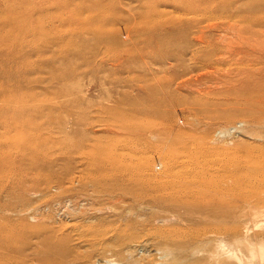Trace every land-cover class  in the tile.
I'll return each instance as SVG.
<instances>
[{
    "label": "rangeland",
    "instance_id": "obj_1",
    "mask_svg": "<svg viewBox=\"0 0 264 264\" xmlns=\"http://www.w3.org/2000/svg\"><path fill=\"white\" fill-rule=\"evenodd\" d=\"M170 2L0 0V236L22 231L15 247L22 245L28 264H51L58 256L43 245L48 232L39 227L80 217L67 218L59 208L82 193L78 183L70 189L72 180L99 181L93 159L110 169L115 159L134 166L128 155L134 153L145 154L149 164L166 146L185 156L218 152L252 172L245 184L264 185V76L178 91L174 82L181 78L168 84L178 74H205L207 68L195 66L182 75L195 62L216 59L227 40L256 43L251 55L264 68V0ZM137 125L155 138H138ZM258 218L261 226L239 241L224 236L231 264H264V253L256 254L264 251V212ZM0 243L4 264L18 260L5 239ZM70 244L78 253L88 248Z\"/></svg>",
    "mask_w": 264,
    "mask_h": 264
},
{
    "label": "bare ground",
    "instance_id": "obj_2",
    "mask_svg": "<svg viewBox=\"0 0 264 264\" xmlns=\"http://www.w3.org/2000/svg\"><path fill=\"white\" fill-rule=\"evenodd\" d=\"M198 33L196 40L203 43V33L201 30ZM258 48L256 43L249 41L232 43L227 40L225 50L216 59L201 66L195 62L182 73L184 76L191 75L196 66L207 68L205 74L187 76L185 79L178 74L173 81L168 80L169 88L173 87L177 77L182 79L174 82L177 91L206 82L214 85L223 78H228L231 85L246 83L254 77V80H258L260 75L264 76V68L260 66L261 60L251 55ZM246 58L249 61L244 65ZM228 59L233 61L228 62ZM164 125L162 123L160 128L164 129ZM137 126L134 135L138 134V138L145 140L152 139V135L147 136L141 125ZM146 128L149 129V126ZM125 129L130 133L133 128ZM163 135L167 137V134ZM102 153L111 152L105 150ZM178 153L166 146V149L151 157L149 164L143 153L128 154L136 160L134 166L121 167L118 159H115L111 161L113 166L110 169L102 165L103 160L93 159L95 167L91 168L98 170L99 181L81 184L78 179L72 180L70 189L73 188L71 190L74 192L73 185L78 183L82 193L74 192L59 208L67 218L71 214L75 215V212L80 217L75 220L70 218V225L39 227L45 233L48 232L42 240L43 245H51L58 253L57 257L48 259L50 263L231 264L228 260L233 254L225 247L223 238L228 235L232 236L230 242L239 241L245 233L261 226L258 216L264 212V185L245 184L244 180L251 176L248 173L252 172L243 170V165L234 162L229 164L222 153L204 155L195 151L188 156ZM240 170L244 172L240 173ZM92 218H98L99 225H92ZM30 219L37 221L34 216ZM235 219L237 221L233 222ZM31 226L23 224L22 229L28 227L31 230ZM66 229L67 233L64 232ZM1 235L0 239H5L11 252L19 253L18 260L9 264H28L23 256L22 245L15 247L22 231L16 232L11 228V231L7 229ZM71 241L86 244L88 248L78 253L71 246ZM151 250L155 252L152 256H141ZM263 253V249L256 252L260 256ZM2 254L0 264H4L5 260Z\"/></svg>",
    "mask_w": 264,
    "mask_h": 264
}]
</instances>
